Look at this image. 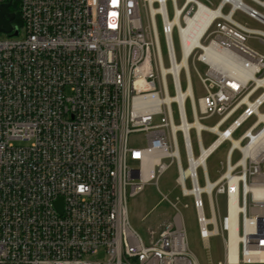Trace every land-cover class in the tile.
I'll use <instances>...</instances> for the list:
<instances>
[{
  "label": "built area",
  "instance_id": "obj_1",
  "mask_svg": "<svg viewBox=\"0 0 264 264\" xmlns=\"http://www.w3.org/2000/svg\"><path fill=\"white\" fill-rule=\"evenodd\" d=\"M177 1L19 0L20 24L0 33V264H199L176 203L169 202L172 221L148 230L146 243L128 221L127 199L156 184L166 158L191 199L203 247L221 238L223 258L208 264H264V144L249 155L233 145L246 147V132L256 136L264 127L255 125L264 85L254 80L264 81V52L246 43L257 39L264 47V30L234 19L239 11L264 28V12L256 9L264 10V0ZM222 54L253 78L221 71ZM190 67L203 86L196 101L192 93L178 98L187 92ZM213 116L214 125L193 126ZM201 131L215 136L206 148ZM133 136L142 147L132 146ZM225 141L223 171L210 182L206 160ZM152 157L157 161L144 179Z\"/></svg>",
  "mask_w": 264,
  "mask_h": 264
},
{
  "label": "rangeland",
  "instance_id": "obj_2",
  "mask_svg": "<svg viewBox=\"0 0 264 264\" xmlns=\"http://www.w3.org/2000/svg\"><path fill=\"white\" fill-rule=\"evenodd\" d=\"M178 4L181 3L180 0L177 1ZM214 4L217 3V0H212ZM169 15H171L170 4L167 5ZM261 12H264L261 8L257 7ZM227 8L223 11L225 12ZM141 17L143 23L145 22L144 13L141 9ZM234 19L239 23L255 29L264 30V28L244 15L243 13L236 11L234 14ZM158 25V20L156 19ZM159 27V26H158ZM3 35L0 34V38ZM161 54L165 62V49L163 45L162 37L159 36ZM173 40L176 45V36L173 35ZM247 45L257 51L264 52V47L260 44L257 39H248ZM195 69L197 72L202 74L204 72V66L199 63H195ZM190 84L191 90L196 101L198 98H201L203 93V86L200 83L199 79L196 77L194 70L190 67ZM182 87H184V82L182 81ZM264 111V105L259 109V112ZM186 115L187 120L191 121V114L189 109V103H186ZM174 120L177 123V116L174 113ZM217 121V117L213 116L205 120H200V123L205 126H212ZM254 122V117L246 120L239 129L232 135L233 139H237L241 134ZM259 129V128H258ZM179 143V157L182 168L186 167L185 157L183 153V148L181 145L180 135H177ZM201 142L204 148H206L214 139L215 136L206 131L200 132ZM190 140L192 143V149L194 155H197L198 149L196 146V139L194 131L190 132ZM133 147H142L143 141L140 136H133L131 138ZM229 142L225 141L208 157L206 160V172L210 182L215 181L219 174L223 171V165L225 161V155L229 148ZM238 158V153L234 152L232 155V160L235 161ZM162 162L166 164L167 169L160 174L156 179V184L151 181L146 183L143 186V190L135 195L134 197L128 198L126 203L128 221L132 228L136 231L139 237L146 243L148 230L157 231L164 225L166 222L172 221L174 215L176 214L175 210L171 207L170 203H176L177 210L180 213L182 218L183 226L186 233V243L188 249L196 257L199 264H208L209 262L216 263L223 258V245L221 238L219 236H214L209 239V248L205 249L198 235V227L195 218V212L192 207L191 199L185 197L181 194V190L176 182L177 178V167L173 160L168 158L163 159ZM198 183L200 186H203V179L201 170L198 171ZM185 187L188 189L189 182H185ZM204 213L208 216V207L206 197H202ZM216 202L219 204V209L224 212V198L223 196L215 197ZM186 205V206H185Z\"/></svg>",
  "mask_w": 264,
  "mask_h": 264
},
{
  "label": "bare ground",
  "instance_id": "obj_3",
  "mask_svg": "<svg viewBox=\"0 0 264 264\" xmlns=\"http://www.w3.org/2000/svg\"><path fill=\"white\" fill-rule=\"evenodd\" d=\"M239 1L240 0H234V5H238ZM220 58H222V60H221L222 66L220 67L221 71H228V72H231V73H237V75L239 77L241 76V72H243L242 76H244V77L246 76L247 78L248 77L253 78L251 70L249 71V69L246 70V69L242 68L237 61H233L231 58L226 57V55H224V54L220 55ZM183 63H185V62H183ZM213 68H214L215 71L218 72V69H217L216 66H213ZM254 80L258 84L264 85V81L263 80H259L257 78H254ZM191 93H192L191 84L189 82V86H188L187 92L186 93H184V92L179 93L178 98L182 100L184 98L185 94H191ZM263 98H264V94L261 96L259 101H261ZM254 106L256 107V104H254L253 107ZM255 112H256V115H257V120L255 122V125H257L259 123H264V112L261 113V112L257 111L256 109H255ZM186 125H187V128H189L190 123L187 122ZM193 126L195 128H197V130H199L202 127V124L200 122L196 121L195 123H193ZM175 129H176V126L174 125V130ZM246 134L251 137V141L246 147H243L242 145H240L239 141H237V140H233V145L235 147H239L244 153H247L249 155L250 152H252L253 150L255 151L257 149V146H259L258 144H260V145L264 144V127L261 128V130L258 131L256 136L251 134L249 131H247ZM206 152L207 151L203 152L202 157L206 154ZM156 161L157 160L154 157H152L149 160H147V162L145 163V166H144V170H145L144 173H143V176H144L143 178L144 179H147L152 174L151 165L154 164ZM235 210H236L235 203H233L231 205V215L232 216L235 215V213H236ZM231 234H232V238H231V242H230V250H232L231 251V259L235 260L236 256H235L234 249H235V245H236V238H235V234L236 233L233 232Z\"/></svg>",
  "mask_w": 264,
  "mask_h": 264
},
{
  "label": "water",
  "instance_id": "obj_4",
  "mask_svg": "<svg viewBox=\"0 0 264 264\" xmlns=\"http://www.w3.org/2000/svg\"><path fill=\"white\" fill-rule=\"evenodd\" d=\"M9 4L0 5V33L9 34L12 31L11 22L15 18L14 13L7 12Z\"/></svg>",
  "mask_w": 264,
  "mask_h": 264
},
{
  "label": "flooded vegetation",
  "instance_id": "obj_5",
  "mask_svg": "<svg viewBox=\"0 0 264 264\" xmlns=\"http://www.w3.org/2000/svg\"><path fill=\"white\" fill-rule=\"evenodd\" d=\"M9 4L8 8H7V12L9 13H14V9L16 7V5L18 4V0H0V5L2 4Z\"/></svg>",
  "mask_w": 264,
  "mask_h": 264
},
{
  "label": "trees",
  "instance_id": "obj_6",
  "mask_svg": "<svg viewBox=\"0 0 264 264\" xmlns=\"http://www.w3.org/2000/svg\"><path fill=\"white\" fill-rule=\"evenodd\" d=\"M18 8H19V0H18V4L16 5L15 9L13 10L14 11V14H15V18L13 20V23L15 25H19L20 24Z\"/></svg>",
  "mask_w": 264,
  "mask_h": 264
},
{
  "label": "snow or ice",
  "instance_id": "obj_7",
  "mask_svg": "<svg viewBox=\"0 0 264 264\" xmlns=\"http://www.w3.org/2000/svg\"><path fill=\"white\" fill-rule=\"evenodd\" d=\"M81 190L83 191V188H81Z\"/></svg>",
  "mask_w": 264,
  "mask_h": 264
}]
</instances>
